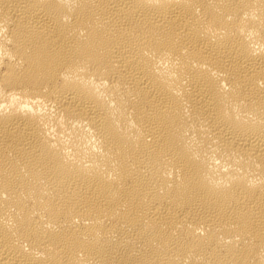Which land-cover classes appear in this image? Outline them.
<instances>
[{
    "label": "bare ground",
    "instance_id": "bare-ground-1",
    "mask_svg": "<svg viewBox=\"0 0 264 264\" xmlns=\"http://www.w3.org/2000/svg\"><path fill=\"white\" fill-rule=\"evenodd\" d=\"M0 264H264V0H0Z\"/></svg>",
    "mask_w": 264,
    "mask_h": 264
}]
</instances>
